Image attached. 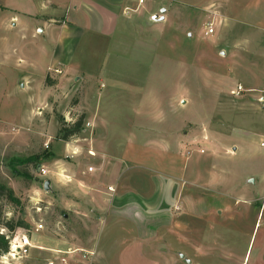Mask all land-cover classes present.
<instances>
[{"label":"rangeland","instance_id":"374dc122","mask_svg":"<svg viewBox=\"0 0 264 264\" xmlns=\"http://www.w3.org/2000/svg\"><path fill=\"white\" fill-rule=\"evenodd\" d=\"M67 1L0 0V186L19 200L0 196V220H24L12 238L31 245L0 264H254L264 0L127 1L111 36L70 32L78 68L64 71L38 29L67 24ZM18 15L30 28H5ZM79 116V136L58 140Z\"/></svg>","mask_w":264,"mask_h":264},{"label":"crops","instance_id":"0c3cea01","mask_svg":"<svg viewBox=\"0 0 264 264\" xmlns=\"http://www.w3.org/2000/svg\"><path fill=\"white\" fill-rule=\"evenodd\" d=\"M125 2L127 0H68L67 3L71 9V13L69 11L67 24L63 22L61 25H46L42 29H38V33L41 34L40 36L46 40L51 48L50 51L46 48L42 49L44 56L49 58L47 67L64 71L78 68L73 63L74 47L72 45L76 38L74 33L70 32L75 31L76 33L81 32L82 34L87 32L96 37L105 38L111 36L115 32L119 19L123 18ZM8 21L9 27L5 26V28H8L10 31L15 29L22 30L23 28L27 30V27L30 26L29 23L25 22V18L19 15L10 17ZM19 61L22 62L21 59ZM250 181L251 183L253 182V180ZM260 187L264 189V185ZM262 189H260L261 192ZM261 213L263 216L264 206L261 209ZM108 227L111 226L108 225ZM105 229H107L106 226H104ZM119 229L120 225H118L117 230ZM185 261L189 262L187 264H190V261L186 260V258ZM245 261L246 257H244L241 264H245ZM248 261H250V256ZM248 261L247 264L249 263ZM252 262L254 264H264V232L256 256L252 259Z\"/></svg>","mask_w":264,"mask_h":264},{"label":"trees","instance_id":"16d2710c","mask_svg":"<svg viewBox=\"0 0 264 264\" xmlns=\"http://www.w3.org/2000/svg\"><path fill=\"white\" fill-rule=\"evenodd\" d=\"M60 126L57 131V139L62 142H68L71 139L77 138L83 129L84 124V116H79L75 118L73 121L64 123L59 119ZM40 159V155H34L27 158H17L14 159L13 162L18 166H26L29 164H35V167L38 166V160ZM16 174L25 175L23 172L15 171ZM0 196H3L10 203L14 205L19 204V200L15 198L11 189H8L4 186H0ZM0 226L7 230V235H0V256L5 255L9 251V240L12 236L17 233V230H27V223L18 218L17 220H8L3 221L0 220Z\"/></svg>","mask_w":264,"mask_h":264},{"label":"built area","instance_id":"2783aa9c","mask_svg":"<svg viewBox=\"0 0 264 264\" xmlns=\"http://www.w3.org/2000/svg\"><path fill=\"white\" fill-rule=\"evenodd\" d=\"M127 1H132L136 7H141L146 0H127ZM132 10L128 7L124 8L123 11V15H128ZM215 32V27L213 23H208L206 28H205V36H211L213 35ZM57 72V71H55ZM238 93L242 92V88L238 87V89L236 90ZM236 92V94H238ZM260 148L264 149V141L260 142L259 144ZM88 171H91V169H89ZM38 173L41 176H45L47 175V171L39 168L38 169ZM12 240H9V251L7 254L2 255L0 257H2V259L6 260L8 258L10 259H21L23 257H25L26 255L29 254V250L31 249V245L29 243V240L27 239V237H22V238H11Z\"/></svg>","mask_w":264,"mask_h":264},{"label":"water","instance_id":"95a60500","mask_svg":"<svg viewBox=\"0 0 264 264\" xmlns=\"http://www.w3.org/2000/svg\"><path fill=\"white\" fill-rule=\"evenodd\" d=\"M164 12H165L164 9H161V10H160V14H161V16H160V18H159L160 21L163 20V13H164ZM151 20H152V21H156V20H157V16H156V15L153 16V17L151 18ZM49 187H50V181L47 180V181L44 182V187H43V188H44L45 191H48V190H49ZM187 263H189V262H187Z\"/></svg>","mask_w":264,"mask_h":264}]
</instances>
